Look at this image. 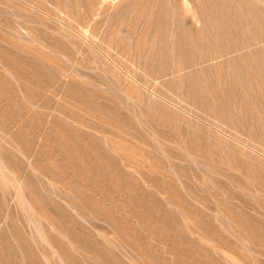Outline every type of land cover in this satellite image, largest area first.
<instances>
[{
    "label": "rangeland",
    "instance_id": "1",
    "mask_svg": "<svg viewBox=\"0 0 264 264\" xmlns=\"http://www.w3.org/2000/svg\"><path fill=\"white\" fill-rule=\"evenodd\" d=\"M0 264H264V0H0Z\"/></svg>",
    "mask_w": 264,
    "mask_h": 264
}]
</instances>
